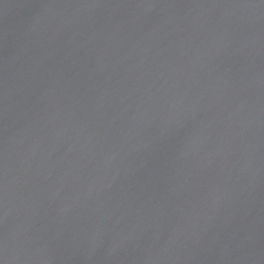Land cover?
<instances>
[{"label": "water", "instance_id": "obj_1", "mask_svg": "<svg viewBox=\"0 0 264 264\" xmlns=\"http://www.w3.org/2000/svg\"><path fill=\"white\" fill-rule=\"evenodd\" d=\"M0 264H264V0H0Z\"/></svg>", "mask_w": 264, "mask_h": 264}]
</instances>
